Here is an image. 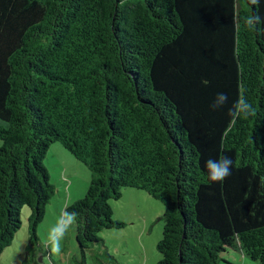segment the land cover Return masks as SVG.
I'll return each mask as SVG.
<instances>
[{
  "label": "trees",
  "instance_id": "trees-1",
  "mask_svg": "<svg viewBox=\"0 0 264 264\" xmlns=\"http://www.w3.org/2000/svg\"><path fill=\"white\" fill-rule=\"evenodd\" d=\"M241 97L255 116L229 115ZM0 121V256L26 206L38 241L60 143L92 175L65 210L82 264L126 226L110 203L127 189L164 206L158 264H264V0H0ZM224 156L214 182L205 162Z\"/></svg>",
  "mask_w": 264,
  "mask_h": 264
},
{
  "label": "rangeland",
  "instance_id": "rangeland-1",
  "mask_svg": "<svg viewBox=\"0 0 264 264\" xmlns=\"http://www.w3.org/2000/svg\"><path fill=\"white\" fill-rule=\"evenodd\" d=\"M1 127L6 124L0 121ZM1 145V143H0ZM44 165L56 195L46 208L43 222L37 228L38 241L31 244L29 217L31 209L22 210V226L13 243L0 256V264H82L83 255L76 240L75 221L61 234L62 214L68 206L83 199L87 193L91 172L75 159L60 143L52 145ZM113 220L124 223L122 229L105 230L99 234L102 242L86 250V264H158L161 255L158 244L163 236V204L144 191L127 189L123 199L111 201ZM59 251L53 252V244ZM221 264H259L239 252L229 250Z\"/></svg>",
  "mask_w": 264,
  "mask_h": 264
},
{
  "label": "clouds",
  "instance_id": "clouds-1",
  "mask_svg": "<svg viewBox=\"0 0 264 264\" xmlns=\"http://www.w3.org/2000/svg\"><path fill=\"white\" fill-rule=\"evenodd\" d=\"M253 4L258 3V0H251ZM260 21V17L257 16H250L245 18V25L251 29L254 27L255 24H257ZM227 102V97L224 93H218L215 99V102L213 103L212 107L219 108L223 106ZM229 115L233 117V119L236 118H249L251 116L256 115V110L253 107V105L246 99L241 97L233 106L229 109ZM233 161L230 157L224 156L220 159H208L205 162V167L208 170L209 179L218 182L223 181L225 178H227L229 175H231V168H232ZM75 213H68L65 212L62 214L61 221L64 225V228L61 232L67 231V229L72 225V223L75 221ZM59 251V243L58 241L53 244V252Z\"/></svg>",
  "mask_w": 264,
  "mask_h": 264
},
{
  "label": "crops",
  "instance_id": "crops-1",
  "mask_svg": "<svg viewBox=\"0 0 264 264\" xmlns=\"http://www.w3.org/2000/svg\"><path fill=\"white\" fill-rule=\"evenodd\" d=\"M0 127H1V125H0Z\"/></svg>",
  "mask_w": 264,
  "mask_h": 264
}]
</instances>
